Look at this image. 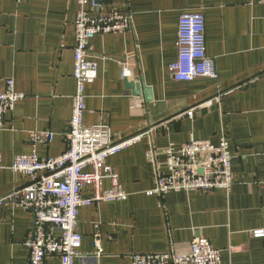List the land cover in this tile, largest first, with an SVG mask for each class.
Returning <instances> with one entry per match:
<instances>
[{"label":"crops","instance_id":"1","mask_svg":"<svg viewBox=\"0 0 264 264\" xmlns=\"http://www.w3.org/2000/svg\"><path fill=\"white\" fill-rule=\"evenodd\" d=\"M107 9L128 12L131 30L96 36L91 54L97 77L85 87L86 126L107 122L113 140L139 137L109 158L124 201L79 210L80 252L74 264H130L132 254L185 253L196 238L220 251L222 264H264V2L252 0H103ZM201 12L206 54L217 79L172 80L178 19ZM75 0H0V91L13 79L24 95L0 130V199L28 180L10 171L14 157L33 151L41 159L65 150L75 84ZM121 63L151 90L152 101L133 96L120 78ZM193 111L190 119L186 113ZM50 132L52 142L33 146L34 133ZM226 136L232 155L233 186L226 193L179 192L149 195L155 171L165 172L164 149L190 137L218 146ZM154 152V160L148 154ZM89 170V169H88ZM110 183L103 180V190ZM91 186L82 191L92 198ZM30 212L0 207V264H28L26 235ZM101 253L94 257V234ZM44 264H59L48 257Z\"/></svg>","mask_w":264,"mask_h":264},{"label":"built area","instance_id":"2","mask_svg":"<svg viewBox=\"0 0 264 264\" xmlns=\"http://www.w3.org/2000/svg\"><path fill=\"white\" fill-rule=\"evenodd\" d=\"M77 5L75 46L73 48L72 78L75 92L68 128L64 133L65 150L57 157L41 159L33 151L14 157L10 171L27 184L0 199V207H17L33 215V226L26 235L28 264H44L56 257L59 264H74L86 256L80 252L82 236L77 230L79 210L92 204L124 201L127 194L121 189L115 169L107 160L133 145L139 137L115 142L110 127L100 119L86 126L85 87L97 77V63L91 54L90 43L96 36L124 35L131 30L128 12L107 9L103 0H75ZM262 3L264 0H252ZM176 60L168 72L176 82L195 79H217L214 61L206 54L205 19L201 12L183 13L178 19ZM121 79L132 76L127 64L121 63ZM24 95L15 91L13 79L4 81L0 91V130L5 129V116L13 113ZM186 115L192 119L193 111ZM54 138L50 132L34 133L32 143L49 145ZM165 172L155 171L154 187L149 195L159 198L169 193H228L233 186L232 155L228 138L223 136L218 146L208 140L190 137L181 145L169 144L164 149ZM148 158L154 160V152ZM89 169V170H88ZM103 180L110 186L103 190ZM91 186L94 196L82 197L85 187ZM254 239H264V229L251 232ZM94 257L101 253V241L94 234ZM130 264H222L221 253L205 238L194 239L185 253L168 251L156 254H132Z\"/></svg>","mask_w":264,"mask_h":264},{"label":"water","instance_id":"3","mask_svg":"<svg viewBox=\"0 0 264 264\" xmlns=\"http://www.w3.org/2000/svg\"><path fill=\"white\" fill-rule=\"evenodd\" d=\"M125 89L130 92L133 96H143L146 103L152 101V93L149 88L146 87L144 82L139 78L123 79Z\"/></svg>","mask_w":264,"mask_h":264}]
</instances>
